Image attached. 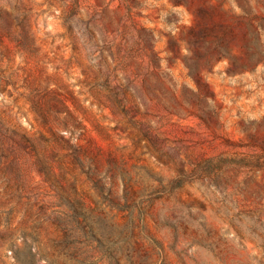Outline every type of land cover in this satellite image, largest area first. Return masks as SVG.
<instances>
[{
  "label": "rangeland",
  "instance_id": "obj_1",
  "mask_svg": "<svg viewBox=\"0 0 264 264\" xmlns=\"http://www.w3.org/2000/svg\"><path fill=\"white\" fill-rule=\"evenodd\" d=\"M0 264H264V0H0Z\"/></svg>",
  "mask_w": 264,
  "mask_h": 264
}]
</instances>
